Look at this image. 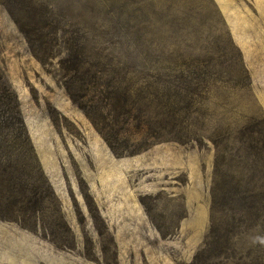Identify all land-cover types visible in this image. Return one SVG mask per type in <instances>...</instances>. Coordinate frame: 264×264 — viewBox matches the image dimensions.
<instances>
[{
	"label": "rangeland",
	"instance_id": "rangeland-1",
	"mask_svg": "<svg viewBox=\"0 0 264 264\" xmlns=\"http://www.w3.org/2000/svg\"><path fill=\"white\" fill-rule=\"evenodd\" d=\"M0 264H264V0H0Z\"/></svg>",
	"mask_w": 264,
	"mask_h": 264
},
{
	"label": "trees",
	"instance_id": "trees-1",
	"mask_svg": "<svg viewBox=\"0 0 264 264\" xmlns=\"http://www.w3.org/2000/svg\"><path fill=\"white\" fill-rule=\"evenodd\" d=\"M20 117L21 116H20V113H19V109L17 107V108L14 109V117L12 118V120H14L16 124H20L21 125V121H19ZM13 132H15V134H16V139H19V137L21 136L20 135L21 131H19V129H14ZM25 150H26L25 152L28 153L25 156V158L27 160V164L29 165L30 168L32 167V169H35V168H33V164H31L32 163V158H31V153H30L29 148L25 149Z\"/></svg>",
	"mask_w": 264,
	"mask_h": 264
}]
</instances>
